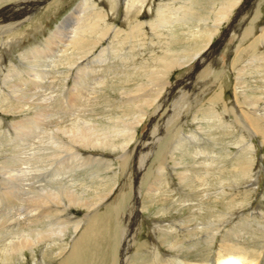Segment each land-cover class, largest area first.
I'll return each mask as SVG.
<instances>
[{
  "label": "rangeland",
  "instance_id": "1",
  "mask_svg": "<svg viewBox=\"0 0 264 264\" xmlns=\"http://www.w3.org/2000/svg\"><path fill=\"white\" fill-rule=\"evenodd\" d=\"M1 1L0 7L15 1L28 2ZM91 1L94 5H86V15L95 6L105 13L111 25L106 38L97 34V45L93 43L97 48L90 51V60L84 63L75 62L73 55L77 49L65 47L62 42L66 38L61 37L68 36L76 20L83 16L79 12L83 0H46L42 6L31 2L25 10L23 4L2 15L6 23L18 19V28L13 33L19 42L5 52V46H0V95L6 99L0 102V264H61L65 259L69 264H120L121 258H116V253H122V239L116 204L128 221L124 234L130 235L136 223L131 210L137 199L144 219L134 247L128 251L129 256L135 257L133 264H155L153 249L155 243L160 246V238L165 239V244L160 246L164 253L158 254L159 261H166L167 254L173 253L166 232L172 228L184 235L182 221L191 218L189 229L195 226L205 229L210 223H216L220 229L227 226L228 221H219L221 211L227 209L226 197L222 195L227 194L225 189L231 194L245 189L249 193L245 200L249 202L242 210L253 209L252 213L257 214L256 221L243 220L240 224L244 226L237 229L246 231L249 227L264 226V145L260 143L262 138L254 137L246 124L247 118L253 117L251 112L258 110L257 115L264 116V0H241L232 10L231 18L219 27L217 17L231 0ZM133 24L136 30L131 34ZM60 26L65 29L59 30L62 34L50 39ZM230 26L232 29L227 33ZM113 28L121 33V39L112 38ZM98 37L101 40L97 43ZM248 46L252 49L245 53ZM36 48L40 49L37 56H42L41 61H34ZM200 49L206 50L191 61ZM102 50L106 53L100 62L97 55ZM25 52L30 55L27 60L23 58ZM20 60H25L24 65ZM88 63L86 75H77L80 68L77 66ZM34 66L47 72L41 81L31 77ZM9 71L16 75L9 77ZM13 85L17 86L15 92ZM219 95L222 99H217ZM223 103L232 114L224 112ZM76 126H96V133L101 136L129 127L133 130L112 135L115 146L91 150L93 154L107 156L112 163L110 169L106 162L96 159L90 162L88 156L76 159L74 150L58 158L52 155L57 147L53 137L57 135L70 143L69 135L64 136L61 131L70 133ZM129 138H132L128 146L131 156L123 162L122 147ZM165 159V178L160 175L163 179L160 182L158 170ZM245 165L250 167L248 177L242 170ZM183 172L184 178L180 176ZM154 183L159 191L149 194ZM239 183L241 187L235 185ZM168 190L171 193L166 199ZM193 191H209L214 196L205 203L207 197H194ZM68 194L81 200L88 198L90 202L87 206L77 203L69 206ZM104 197L107 199L100 205ZM201 199L203 205L198 204ZM220 200L224 206L219 205ZM96 202L99 212L92 222L86 223L85 217L92 213ZM208 204L215 206L213 214L207 213ZM194 205L193 210L189 209ZM238 205L235 212L241 214ZM68 206L72 212L69 216L63 209ZM153 220H161L162 226L157 227ZM126 223L121 229L127 227ZM43 230L47 236L38 240L37 235ZM27 235L35 239L34 243L29 242L35 247L24 250L21 256L14 253L9 262L4 261L3 253L9 247L28 245ZM243 236L242 243L255 252L264 244L261 236L251 231ZM219 241L218 237L214 244L201 238L190 245L185 242L180 255L193 263L209 261ZM71 250H77L72 258L75 253Z\"/></svg>",
  "mask_w": 264,
  "mask_h": 264
},
{
  "label": "bare ground",
  "instance_id": "2",
  "mask_svg": "<svg viewBox=\"0 0 264 264\" xmlns=\"http://www.w3.org/2000/svg\"><path fill=\"white\" fill-rule=\"evenodd\" d=\"M13 1V0H12ZM27 3H31V2H34V4L36 5H43V3L46 1V0H25ZM7 2H9V1H7ZM239 2H241V0H231L229 3H226L224 6H223V8H222V12L220 13V16L219 17H217V19H219V20H217V24H218V26H216V27H219L223 22H225V20H227L228 18H231V16H232V10H234V8H236V6H238L239 5ZM1 3L3 4V2L0 0V5H1ZM27 3L25 4V2L24 1H20L19 3L17 2V1H15V2H10V3H8L7 5H2V7H0V46H5V50H4V52L5 51H8L9 50V48L14 44H17L19 41H17L15 38V35H14V33H13V31H14V28H18V26H17V23L19 22V21H16V20H18L16 17V20H14V22H11V23H6V21L3 19V17H2V15H8L10 12H11V8H15V10H16V7H20L21 5H23V4H25L24 5V9L23 10H25L26 9V6H27ZM83 4H81V9H80V13H81V15H83V16H80L77 20H76V25L75 26H73V28H72V30L69 32V34H68V36L66 35V37L65 36H61V37H64V38H66V40H64V42H62L64 45H65V47H67L69 50H73V48H75V49H77V51H76V54L75 55H73L74 56V59L76 58L77 60L75 61L76 63H77V61H79V60H81V62L82 63H84L85 62V60L86 61H89L90 59L88 58V55H89V53H90V51L94 48L95 50H96V48L94 47V44L93 43H95V39H96V36H97V34H101V38H103L104 39V37L109 33V26L111 25V22L110 21H107L106 20V16H105V13L103 12V11H98L97 9H96V7L95 6H92L93 7V9H92V7L90 8V9H92V10H90V11H88L87 12V15H86V10H85V7H86V5H89V4H92V5H94L93 3H92V1L91 0H83V2H82ZM49 5V4H48ZM85 5V6H84ZM28 7V6H27ZM48 7V6H47ZM242 7V6H241ZM29 8V7H28ZM46 8V7H45ZM164 8H166V6L164 7ZM33 9V8H32ZM22 10V11H23ZM88 10V9H87ZM163 10H165V9H163ZM35 11V10H34ZM238 11V10H237ZM18 12V11H17ZM31 12V11H30ZM166 12V11H165ZM162 13V12H161ZM177 13V12H176ZM16 15H19V14H16ZM27 15V14H26ZM29 15V14H28ZM75 15V14H74ZM86 15V16H85ZM163 15V14H162ZM161 15V16H162ZM185 15V14H184ZM21 16V15H20ZM19 17V16H18ZM86 17V18H85ZM24 18V17H23ZM125 18V17H124ZM25 19V18H24ZM161 19V18H160ZM163 19V18H162ZM21 20H23V19H20V22H21ZM24 21V20H23ZM23 21H22V23H23ZM167 21V20H166ZM190 21V20H189ZM230 21V20H229ZM168 22V21H167ZM235 22V21H234ZM157 23H159V22H157ZM165 24H166V22H164ZM185 23V22H184ZM161 24V23H160ZM67 25V24H66ZM157 25V24H156ZM235 25V24H234ZM155 26V25H154ZM215 26V25H214ZM20 27V26H19ZM138 27V26H137ZM111 28V27H110ZM131 30H130V33L132 34V33H134L135 32V24H133V26H131ZM158 28H160V27H158ZM237 28V27H236ZM235 28V29H236ZM62 29V31L63 30H65L64 29V26H60L59 27V29H58V31L57 32H54L53 34H52V38H50V39H53V37H55V36H57V34H59L60 33V35L62 34V32H60L59 30H61ZM114 30V32L112 33V38H114V40H116V39H118V37L121 39L122 38V35H120L121 33L117 30V29H115V28H113ZM161 29V28H160ZM231 29H232V27L230 26V27H228V30L226 31L227 33H229V31H231ZM239 29V28H238ZM216 30H218V29H216ZM241 30V29H240ZM262 30V29H261ZM250 31V30H249ZM264 31V30H263ZM36 32V31H35ZM67 32V31H66ZM207 32V31H206ZM251 32V31H250ZM129 33V34H130ZM264 33V32H263ZM9 34V35H8ZM140 34V33H139ZM262 34V33H261ZM3 35H5V36H3ZM8 35V36H7ZM202 35V34H201ZM201 35H200V39L201 38H203V36L201 37ZM211 35V34H210ZM264 35V34H263ZM262 35V36H263ZM92 36H95V37H92ZM134 36H135V34H134ZM59 37V36H58ZM99 38V37H98ZM106 38V37H105ZM212 38V37H211ZM227 38V37H226ZM262 38V37H261ZM58 40V39H57ZM101 39L99 38V39H97V43L100 41ZM113 40V41H114ZM125 40H127V38L125 39ZM124 40V41H125ZM94 41V42H93ZM122 41V40H121ZM120 41V42H121ZM201 41H202V39H201ZM254 41H256V40H254ZM60 42V41H59ZM103 42V41H102ZM117 42H118V40H117ZM203 42V41H202ZM204 42H205V40H204ZM263 42V41H262ZM255 43H258V42H255ZM123 44V43H122ZM67 45V46H66ZM95 45H97L96 43H95ZM112 45H114V44H112ZM206 46H208V48H209V46H210V44L208 43H206L205 44ZM21 46V45H20ZM116 46V45H115ZM203 46V45H202ZM14 47V46H13ZM204 47V46H203ZM256 47V46H255ZM8 48V49H7ZM3 49V48H2ZM11 49V48H10ZM37 49V48H36ZM108 49V48H107ZM206 49H207V47H206ZM206 49H200V51H198V52H196L195 54H193L192 55V59H191V61L193 60V58H197L198 56H200V54L202 53V52H204ZM250 49H252V47L251 46H248L247 48H246V52L245 53H247ZM12 50V49H11ZM40 49H37L36 51L34 50V52H33V54H34V61H41L42 60V56H37L40 52ZM49 50V49H48ZM47 50V51H48ZM51 50V49H50ZM11 52V51H10ZM70 52V51H69ZM72 52V51H71ZM96 52V51H95ZM27 53V54H26ZM105 50H102L100 53H98V55H97V58L99 59V60H102V61H100V62H103V58H105ZM70 54V53H69ZM73 54V53H72ZM25 56L23 57L25 60H27V59H29L30 58V55H29V52H25V54H24ZM46 55V54H45ZM203 55H201V57H202ZM243 56V55H242ZM50 57V56H49ZM58 57V56H57ZM78 57V58H77ZM22 58V59H23ZM46 58V57H45ZM53 58H54V56H53ZM53 58H51V59H53ZM203 58V57H202ZM262 58V57H261ZM21 59V58H20ZM49 59V58H48ZM67 58H65V60H66ZM84 59V60H83ZM198 59V58H197ZM24 60V61H25ZM83 60V61H82ZM200 60V59H199ZM21 61V60H20ZM24 61H21V64L22 65H24L22 62H24ZM157 61V60H156ZM252 61V60H251ZM43 62V61H42ZM66 62V61H65ZM75 63V64H76ZM255 65V64H254ZM80 67V68H79ZM255 66H253V68H254ZM38 66L37 67H31V69H33V71H32V73H31V77L32 78H35L36 80H40V79H42V78H44L45 76L44 75H47L46 73L47 72H40V71H38ZM73 68V67H72ZM79 68V69H78ZM86 68H90V63H88V64H86V65H84V64H79L78 66H77V69H78V71H77V75H82V74H85L86 75V72H88V69H86ZM18 69V68H17ZM260 69V68H259ZM17 73V72H16ZM11 74H15L14 73V71H9V77H12V75ZM34 74V75H33ZM16 75V74H15ZM51 75V74H50ZM8 76H6V77H8ZM84 77V76H83ZM77 79H80V77H76ZM85 78V77H84ZM76 79V80H77ZM82 80V79H81ZM7 81H9V79H7ZM41 81V80H40ZM77 81H79V80H77ZM6 82V81H5ZM167 82H165V84H166ZM169 83V82H168ZM160 84V83H159ZM170 84V83H169ZM46 85V84H45ZM167 85V84H166ZM198 85V84H197ZM52 86V85H51ZM160 86H162V85H160ZM17 86H15V85H13V92H15L16 90H15V88H16ZM171 87V86H170ZM264 87V86H263ZM77 89V88H76ZM94 90V89H93ZM178 90V89H177ZM71 91V90H70ZM182 91H183V89H182ZM69 92V91H68ZM156 92V91H155ZM188 92V91H187ZM17 93H19V92H17ZM173 93V92H172ZM67 94V93H66ZM159 94V93H158ZM149 95V94H148ZM221 95V94H220ZM217 96L218 98L217 99H222V97L221 96ZM160 96V95H159ZM66 97V96H65ZM173 97V96H172ZM18 98V97H17ZM49 98V97H48ZM139 98V97H138ZM159 98V97H158ZM254 99V98H253ZM24 100V99H23ZM177 100V99H176ZM6 101V99H5V97L1 94L0 95V102L1 103H3V102H5ZM185 101V100H184ZM183 101V102H184ZM218 101V100H217ZM221 101V100H220ZM26 102V101H25ZM75 102V101H74ZM176 102V101H175ZM178 102V101H177ZM223 102V101H222ZM22 103V102H21ZM17 104V103H16ZM221 105V104H220ZM223 106H224V108H225V111L224 112H226V113H231V110H229L230 108H228V106L226 105V103H223L222 104ZM18 106V105H17ZM72 106V105H71ZM179 106V105H178ZM1 107V106H0ZM3 107V106H2ZM73 107V106H72ZM163 107V106H162ZM165 107V106H164ZM163 107V108H164ZM31 108V107H30ZM174 108V107H173ZM237 109H239V108H237ZM43 110V109H42ZM179 110V109H178ZM250 111V110H249ZM248 111V112H249ZM258 110H256V112H257ZM255 111L254 112H251L250 114L253 116L252 118H247V123L246 124H248V126L250 127V129L252 130V135L254 136V137H257V136H260L261 138H262V140L260 141V143L262 144V145H264V116H260V115H257V113H256ZM234 113V112H233ZM173 114V113H172ZM232 114V113H231ZM248 116V115H247ZM55 118V117H54ZM242 119H244L243 117H241ZM219 119H221V118H219ZM143 120V119H142ZM142 120H140V123H142L143 121ZM137 121V120H136ZM179 121V120H178ZM90 122V121H89ZM139 123V124H140ZM84 124V123H83ZM125 124V123H124ZM124 124H122V125H124ZM138 124V125H139ZM226 124V123H225ZM238 124V123H237ZM94 125V124H93ZM126 125V124H125ZM124 125V126H125ZM127 125H129V124H127ZM230 125V124H229ZM179 126V125H178ZM225 126H227V124L225 125ZM247 126V127H248ZM59 127V126H58ZM57 127V128H58ZM127 127V126H126ZM135 127V126H134ZM128 128V127H127ZM130 128V127H129ZM128 128V129H129ZM133 128V127H132ZM132 128H130V129H132ZM177 128V127H176ZM59 129V128H58ZM117 129V128H116ZM115 129V130H116ZM128 129H121V130H119V132H118V130H116L115 132L114 131H112V132H114V134H111V132H108L107 134H104V135H102V136H105V137H102L101 135H99V134H97L98 133V130H97V128H96V126H94V127H90V126H84L83 128H81V127H77L76 126V128H74L73 130H72V132H70L69 133V131L70 130H66V131H61L63 134H64V136H66V135H69V137H68V140H71L70 141V143H69V141L68 142H64L63 140H61L59 137H57V135H53L54 137H53V140L55 141V145L57 146H55L56 147V149L54 150V152H52L53 154V156H57L56 158H58V157H60L62 154H67V153H69V151L70 150H74L76 153H73V155H75V157H76V159H79V160H83L84 158H85V156H88V159L90 160V159H96V160H98V162L100 161L101 163H104V162H106V163H104V164H107L108 166H109V168L111 169V167H112V163L111 162H109L108 160H107V156H105L103 153H97V154H93L94 153V151H93V153H91V150H94V149H97V148H99V147H103V145H105V147L106 148H108V146H109V148L110 147H112V146H115L114 145V143H113V138H112V135H115V134H120V132H128ZM60 130V129H59ZM133 130V129H132ZM131 131V130H130ZM176 131V130H175ZM174 131V132H175ZM181 131V130H180ZM179 131V132H180ZM248 131H249V129H248ZM97 132V133H96ZM107 132V131H106ZM135 131H132V133H131V135L130 136H135V133H134ZM67 133H69V134H67ZM148 133V132H147ZM121 135V134H120ZM117 136V135H116ZM57 137V138H56ZM252 137V136H251ZM260 137H259V139H260ZM130 140L128 141V142H125V143H123V144H126V146L124 147H122V149H123V155L120 157V160H125L129 155H130V153L131 152H129L128 151V146L130 145V143H131V141H132V138H129ZM162 139V138H161ZM149 141V140H148ZM147 141V142H148ZM73 143V144H72ZM49 144V143H48ZM52 144H54V143H52ZM96 147V148H95ZM250 148H251V146H249ZM67 148V150H65ZM118 148V147H117ZM58 149V150H57ZM113 149H116L115 147H113ZM89 150V153H87V151ZM108 150V149H107ZM131 150V149H130ZM43 152V151H42ZM72 154V153H71ZM68 155V154H67ZM66 155V156H67ZM69 155H70V153H69ZM134 155V154H133ZM140 155V154H139ZM82 156H84V158H82ZM99 156V157H98ZM101 156V157H100ZM131 156V155H130ZM164 156V155H163ZM78 157V158H77ZM136 157V156H135ZM139 157V156H138ZM137 157V158H138ZM141 157V156H140ZM68 159V158H67ZM87 159V158H86ZM48 160H50V159H48ZM165 161H166V159L164 160V162L162 163L161 162V164H160V167H159V170H158V175H157V177H158V180H160V182H161V179L162 178H165V177H163L164 176V174H163V172L165 171V168L167 167V164L165 163ZM90 162H91V160H90ZM124 162V161H123ZM66 163H68V162H66ZM168 163V162H167ZM175 163V162H174ZM124 164V163H123ZM108 168V167H107ZM108 168V169H109ZM132 169V168H131ZM63 170V169H62ZM66 170V169H65ZM242 170L244 171V174L247 176L248 174H250L249 172H250V167H249V165H245V166H243L242 167ZM31 172V171H30ZM63 172V171H62ZM253 173V172H252ZM145 174V173H144ZM185 174L186 173H184L183 172V174H180V176L182 177V178H184V176H185ZM162 176V178H161V176ZM130 176V175H129ZM248 177V176H247ZM30 178V177H29ZM181 178V179H182ZM25 180V179H24ZM163 180V179H162ZM129 181V180H128ZM204 181V180H203ZM131 182V181H130ZM197 182V181H196ZM252 182H253V180H252ZM255 182V181H254ZM183 183V182H182ZM249 184V183H248ZM256 184V183H255ZM170 185V184H169ZM236 186H239V187H241L242 186V184L241 183H239V184H235ZM243 185H244V182H243ZM253 185V184H252ZM20 186V185H19ZM157 185H156V183H154V184H152V186H151V188L149 189V194H152V193H155V192H157V191H159V189L156 187ZM257 186V185H256ZM35 187V186H34ZM46 187V186H45ZM161 187V186H160ZM169 187V186H168ZM202 187V186H201ZM29 188V187H28ZM37 188V187H36ZM50 188V187H49ZM123 188V187H122ZM192 188H194V189H196L197 187L196 186H194V184L192 185ZM191 188V189H192ZM67 189V188H66ZM230 189V188H229ZM247 189V188H246ZM40 190V189H39ZM47 190H48V188H47ZM55 190V189H54ZM56 190H57V188H56ZM123 190H125V189H123ZM127 190V189H126ZM193 190V189H192ZM31 191V190H30ZM49 191V190H48ZM51 191H53V190H51ZM58 191V190H57ZM61 191V190H60ZM70 191V190H69ZM239 192H235L234 194H231V193H229V192H227V190L225 189V192L227 193V194H222L223 196H225L226 198H225V200H226V207H227V209L225 210V209H223L224 211H221L223 214L222 215H220L219 216V221H224V220H226V221H228V225L226 226H223V228L222 229H220L221 228V226H218L216 223H210V226L209 227H207V228H205V229H201V230H199V228L197 227V226H195L194 228H192V229H189V227H191V218L190 219H188V221H186V222H184V221H182V225L185 227V228H183L182 227V229H184L183 230V232L182 233H184V235H181L180 233L178 234L177 232H176V230H174V229H172V228H166L167 230L169 229V232L167 231L166 232V236H167V239L168 240H170L169 242H168V244H170V246H169V249L170 250H172V252L174 253L175 252V254H173V253H171V254H167V256H166V258H168V259H166V261H163V260H161V261H159L160 259H159V255L158 254H160V253H164V251H163V249L160 247V246H164V242H165V239H162V238H158L161 242H158L159 244H160V246L157 244V243H155L154 244V242H153V244H154V246H155V249H153L154 251H153V253H154V256H155V259H156V263L157 262H159L158 264H264V244H262L261 246H260V249L259 250H257L256 252L254 251V249L252 248H249L248 247V245H247V247L245 246V244L244 243H242V241H243V235H245V233L246 232H248V231H251V232H253V234L254 235H258L259 237L261 236V238H260V241H262L263 243H264V226H262L261 228H260V226L259 225H257V228L256 227H249V228H247V230L246 231H244V230H242V229H237V228H240V227H242V226H244L243 224H240L243 220H245V221H250L251 219L252 220H254V221H256V216H257V214H254V213H252L253 212V209L252 210H250V211H246V210H242V208L246 205V203L247 202H249V201H247V200H245V199H247V195L249 194L248 192L246 193L245 192V189H243V191L242 190H238ZM64 192H66L65 191V189H64ZM70 192H72V191H70ZM121 192V191H120ZM9 193V192H8ZM19 192H17V194H18ZM31 193V192H30ZM34 193V192H33ZM73 193V192H72ZM171 192L168 190V192H166V194L164 195V196H166V199H168L169 198V194H170ZM43 194V193H42ZM51 194H53V193H51ZM57 194V193H56ZM110 194V193H109ZM192 194L194 195V197L196 196L197 198H199V197H203V198H206L207 199V201H205V203L206 202H208V200H210V198L212 197V196H214V195H211L210 193H209V191H206L205 193H201L200 191H193L192 192ZM9 195V194H8ZM36 195V194H35ZM79 195V194H78ZM121 195H125V194H120L119 196H121ZM169 195V196H168ZM191 195V194H190ZM15 196V195H14ZM27 196V195H26ZM44 196V195H43ZM64 196V195H63ZM118 196V197H119ZM149 196V195H148ZM154 196V195H153ZM10 197V196H9ZM29 197V196H28ZM42 197V196H41ZM218 197V196H217ZM17 198V197H16ZM52 198V197H51ZM196 198V201L198 200ZM11 199V198H10ZM21 199V198H20ZM43 199V198H42ZM84 199V198H83ZM106 199H107V197H104L102 200H100V202H101V204L100 205H102L105 201H106ZM189 199V198H188ZM13 200V199H12ZM36 200H37V198H36ZM35 200V201H36ZM45 200V199H44ZM58 200V199H57ZM202 200V199H201ZM200 200V202H198V204H202L203 205V200L201 201ZM213 200L215 201L216 199H214L213 198ZM20 201V200H19ZM60 201V200H59ZM66 201V200H65ZM68 205L69 206H73L74 204H78V205H82V206H84L87 202L89 203L90 202V199H88V198H85L84 200H81V198H79L78 196H75L74 194H72V195H70L69 196V194H68ZM156 201V200H155ZM211 201V200H210ZM13 202V201H12ZM22 202V201H21ZM20 202V203H21ZM95 202V201H94ZM140 200L139 199H137V201H135V203H134V207L132 208V210H131V214H132V212H133V214H134V218H135V221H136V223L133 225V228H134V230H133V232H132V234H124V233H126V231L128 230V221L125 219V215L123 214L122 215V213H121V207H119V205L118 204H116V209H117V218H118V226H119V229L121 230V245H120V248H122V253H120L119 255H117L118 253H116V258H121V261H122V263H120V264H133L132 262V259H133V256L132 255H128V251L131 249H133V247H134V244H135V241H136V239L138 238V233H139V228H140V225H141V222L143 221V219H144V217H143V210L141 209V206L139 205L140 203ZM217 202H219V201H217ZM224 203V201H221L220 200V203ZM33 203H34V201H33ZM43 203V202H42ZM49 203V202H48ZM52 203V202H51ZM223 203L222 204H219V205H222V206H224L223 205ZM16 204V203H15ZM35 204H36V202H35ZM73 204V205H72ZM212 204V203H211ZM211 204L209 205V206H207V209L209 210L207 213H210V212H212V214L214 213V211L212 210L213 209V207H215V206H213V207H210L211 206ZM217 204V203H216ZM236 204H239L238 206H239V208L241 209L239 212H241V214H236V208H237V206H236ZM93 205V204H92ZM193 205V204H192ZM69 206L67 207V208H63L65 211H67V216H69V215H71L72 214V212L70 211V209H69ZM85 206H87V205H85ZM99 205H97V202L92 206V209H93V211L91 210V209H89V211L91 212L92 211V213L90 214V215H86V219L88 220V222H86V223H89V222H92L93 220H94V217H95V215L96 214H98V212H99V209H97V207H98ZM217 206V205H216ZM35 207V206H34ZM53 207V206H52ZM201 207V206H200ZM46 208V207H45ZM88 208H90L89 207V204H88ZM87 208V209H88ZM97 210H96V209ZM193 208H195V205L194 206H190L189 207V209H191V210H193ZM205 208V207H204ZM37 210V209H36ZM35 210V211H36ZM51 209H49V211H50ZM63 210V211H64ZM148 210V209H147ZM184 210V209H183ZM203 210V209H202ZM212 210V211H211ZM218 210V209H217ZM198 211H201V210H198ZM205 211H207V210H205ZM236 211V212H235ZM48 212V211H47ZM192 212V211H191ZM194 212H197V211H194ZM220 212V213H221ZM232 212H234V213H232ZM63 213V212H62ZM132 214V215H133ZM163 214H165V213H163ZM42 215V214H41ZM129 215V214H128ZM194 215V214H193ZM203 215V214H202ZM208 216V215H207ZM227 216H229L230 218L232 217V219H231V221L230 220H228L229 218H227ZM44 217V216H43ZM97 217V216H96ZM99 217V216H98ZM190 217H194V216H190ZM213 217H215V216H213ZM212 217V218H213ZM64 218V217H63ZM69 217H67V219H68ZM132 218V217H131ZM201 218H205V216H203V217H201ZM66 219V218H65ZM97 219V218H96ZM13 220V219H12ZM128 220H130V219H128ZM201 220V219H200ZM155 223H154V225H156L157 227L158 226H162V224H163V222L161 221V220H153ZM195 221V220H194ZM209 221V220H208ZM211 221H212V219H211ZM79 222V221H78ZM124 222H127L126 223V225H127V227H123L122 229H121V227H122V224L124 223ZM132 222V221H131ZM180 223V222H179ZM32 224V223H31ZM62 224V223H61ZM59 225V224H58ZM80 225H81V222H80ZM222 225V224H221ZM1 227H3V226H1ZM41 227V226H40ZM58 227V226H57ZM66 227V226H65ZM77 228H78V226H76ZM157 227H156V229H157ZM43 229V228H42ZM66 229V228H65ZM231 229V230H230ZM41 230V229H40ZM67 230V229H66ZM63 231V230H62ZM62 231H61V233L60 234H62ZM76 231H77V229H76ZM65 232V231H64ZM164 232V231H163ZM48 233V232H47ZM154 233V232H153ZM165 233V232H164ZM36 234V233H35ZM64 234V233H63ZM157 234V233H156ZM120 231H119V234L117 235V244L119 243L118 241H119V238H120ZM155 235V234H154ZM47 236V234H45V232H44V230L43 231H41V232H39V234L37 235V239L39 240V239H44V237H46ZM55 236V235H54ZM61 236V235H60ZM198 236H199V238H198ZM243 236V237H242ZM257 236V237H258ZM19 237V236H18ZM28 237V235L27 236H25V239H26V241H28L27 242V244L29 245H24V248L22 247V245L20 244V245H17V248L18 249H16V247L15 248H8V249H6L5 250V253H3L4 254V261H10V256H12V254H14V253H16V254H18V256H21L22 255V252L24 251V250H30V249H33V247H35L34 246V244H32L33 246H31L30 245V243L29 242H33L35 239L34 238H31L32 236H30L29 235V238H27ZM219 237V239H220V241H219V244L217 245L218 246V248H217V250L215 251V253L213 254V256L210 258V260L209 261H206V262H201V263H193V261L192 262H189L188 261V259L186 258V256L185 255H180V254H182V249H184L183 247H184V243L186 242V243H188L189 245L190 244H193V243H195L196 241H198L200 238L201 239H204L207 243L208 242H210V244H214L213 242H214V240H216V238H218ZM124 238H127V239H129V241H127V242H124ZM50 239V238H49ZM155 239L153 238V241H154ZM158 240V241H159ZM172 240H173V242H172ZM25 241V242H26ZM45 241V240H44ZM259 241V240H258ZM20 241H17V243H19ZM38 242V241H37ZM200 242V241H199ZM16 243V242H15ZM16 243V244H17ZM34 243V242H33ZM162 243V244H161ZM201 244V243H200ZM209 244V245H210ZM119 245V244H118ZM118 245H117V247H118ZM125 245H126V247H125ZM199 245V244H198ZM197 245V246H198ZM15 246V245H14ZM142 246V245H141ZM188 246V245H187ZM211 246V245H210ZM192 247V246H191ZM208 247V246H207ZM212 247V246H211ZM116 248V247H115ZM138 248V247H137ZM153 248V247H152ZM164 248V247H163ZM168 248V247H167ZM189 248V251H190V247H188ZM77 249V248H76ZM142 249H143V247H142ZM165 249V248H164ZM82 250V249H81ZM116 250V249H115ZM144 250V249H143ZM212 250V249H211ZM32 251V250H31ZM71 251H73V250H71ZM77 251V250H76ZM76 251L74 252L75 254H71V258L73 257V256H75L76 255ZM117 251V250H116ZM120 251V250H119ZM118 251V252H119ZM185 251V250H184ZM209 251V250H208ZM33 252V251H32ZM47 252V251H46ZM167 252H168V250H167ZM187 252V251H186ZM186 252H184V253H186ZM72 253V252H71ZM177 253L179 254V255H177ZM165 254V255H166ZM189 255H191V254H189ZM188 255V256H189ZM145 256V255H144ZM210 256V255H209ZM161 257V256H160ZM140 258V257H139ZM152 258H153V256H152ZM6 259V260H5ZM22 259H23V257H22ZM134 259H135V257H134ZM133 259V260H134ZM22 261V260H21ZM136 261V260H135ZM198 261V260H197ZM117 262V261H116ZM116 262H114V263H116ZM155 263V264H156ZM61 264H69L67 261H66V259H65V261L63 262L62 261V263ZM116 264H118V263H116ZM154 264V263H153Z\"/></svg>",
  "mask_w": 264,
  "mask_h": 264
}]
</instances>
